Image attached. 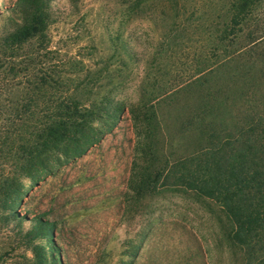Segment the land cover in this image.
<instances>
[{"label":"rangeland","instance_id":"obj_1","mask_svg":"<svg viewBox=\"0 0 264 264\" xmlns=\"http://www.w3.org/2000/svg\"><path fill=\"white\" fill-rule=\"evenodd\" d=\"M232 1L179 0L180 19L175 21L172 3L161 5V0H52L46 43L53 53L47 55L27 44L14 55L4 40L22 23L12 11L18 0H0V264H25L33 256L21 241L14 212L26 217L24 227L36 215L58 223L55 238L65 264H231L216 203L168 192L128 209L125 195L138 144L128 110L99 144L77 160L41 173L38 182L28 177L19 162V134L27 126L17 112L27 102L31 82L50 67L85 73L88 68L94 76L109 63L111 72L122 70L126 86L118 84L121 77H109L105 70L98 89H111L118 98L136 101L152 61L157 60L154 77L148 81L155 78L158 87L169 89L159 99L168 103L160 112L176 131L188 116V105L198 99L193 91L212 84L208 78L201 87L193 85L200 72L211 70L239 48L228 45L226 52L219 39L221 28L231 21ZM137 2L141 4L133 11ZM242 28L240 44L250 36L261 38L240 51L243 61L226 63L219 74L232 88L235 77L245 75L235 85L240 91L252 73L254 87L260 89L264 86V0ZM122 58L127 68L120 67ZM251 61L256 66L248 72ZM259 89L253 94L256 98ZM250 95L241 98L245 109ZM187 141L190 144L189 135ZM13 180L22 190L21 204L14 209L5 206L9 203L5 192ZM134 250L138 253L132 257Z\"/></svg>","mask_w":264,"mask_h":264},{"label":"trees","instance_id":"obj_2","mask_svg":"<svg viewBox=\"0 0 264 264\" xmlns=\"http://www.w3.org/2000/svg\"><path fill=\"white\" fill-rule=\"evenodd\" d=\"M260 1H232L231 21L221 28L219 39L226 52L228 45L239 48L211 70L200 72L201 77L193 85L201 87L208 83V78L212 84L201 92L198 88L193 91L197 92L198 99L194 98L196 103L188 105V116L176 131L167 125L160 112L168 103L165 98L159 99L169 89L158 87L155 78L154 82L148 81L154 77L152 69L157 60L152 61L144 77L146 84L142 93L133 102L118 98L111 89H98L105 70L109 71V77H121L118 84L126 86L122 70L111 72L109 63L94 76L88 68L87 73L78 68L42 70L31 82L27 102L17 112L27 126L19 134L18 151L19 162L28 177L38 182L41 173L52 172L85 155L113 131L128 110L138 136L125 195L128 209L168 192L192 194L212 201L222 214L217 221L231 264H264V86L254 87V75L250 73V82L240 86L239 91L235 85L238 77L245 75H237L232 88L219 74L226 63L243 61L240 51L253 47L261 38L250 36L243 44L238 41L244 30L242 25ZM51 2L18 0L12 8L22 19L4 40L5 47L14 55L27 44L37 46V51H46L47 55L53 53L46 43ZM167 3H172L169 7L175 10L174 20L180 19L179 0H161V5ZM140 4L137 2L131 9L134 11ZM120 61L121 68L128 67L125 59ZM251 62L248 72L256 66V61ZM258 89L260 98L253 95ZM249 94L251 98L245 109L240 105L241 98ZM12 182L5 192V199L9 201L5 206L14 209L21 204L22 190L15 187V180ZM12 216L18 223L22 243L33 253L25 264H65L55 238L56 221L36 215L30 226L24 227L26 217L17 212ZM137 251L131 256H136Z\"/></svg>","mask_w":264,"mask_h":264}]
</instances>
